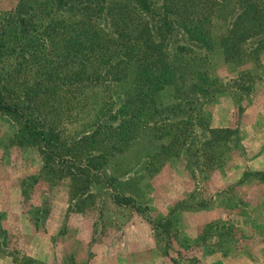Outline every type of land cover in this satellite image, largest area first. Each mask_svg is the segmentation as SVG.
<instances>
[{
	"label": "rangeland",
	"instance_id": "rangeland-1",
	"mask_svg": "<svg viewBox=\"0 0 264 264\" xmlns=\"http://www.w3.org/2000/svg\"><path fill=\"white\" fill-rule=\"evenodd\" d=\"M18 2L0 0V15L15 13ZM29 14L30 33L39 35L45 19ZM213 23L211 49L192 48L184 35L169 49H191L195 57L187 68L206 71L216 83L197 93L185 74V93H160L149 124L112 154L92 195L69 213L76 175L45 166L41 146L20 136L25 117L37 118L33 103L20 117L0 113V264H7L4 256L16 264H231L264 243V48L257 57L225 60L217 45L224 23ZM35 48L49 58L61 53L50 42ZM15 61L21 59L9 60ZM49 107L57 106L42 110L44 123L67 137L68 146L69 136L88 130L84 125L96 112L91 98L58 122ZM207 127L235 128L241 135L221 165L216 159L223 144L206 145ZM162 145L171 156L158 164ZM204 161L211 162L208 168Z\"/></svg>",
	"mask_w": 264,
	"mask_h": 264
},
{
	"label": "trees",
	"instance_id": "trees-1",
	"mask_svg": "<svg viewBox=\"0 0 264 264\" xmlns=\"http://www.w3.org/2000/svg\"><path fill=\"white\" fill-rule=\"evenodd\" d=\"M31 12L45 19L39 35L30 33L31 16H25ZM217 19L224 23L217 45L225 60L243 61L263 50L264 0H19L15 13L0 15V113L20 117L33 103L37 118L25 117L20 136L41 146L45 166L52 163L51 168L76 175L67 213L92 195V185L100 182L98 175L112 154L149 124L161 105L160 93L170 88L185 93V74L197 93L216 83L206 71L191 64L187 68L195 57L188 54L191 49L169 48L184 35L192 48L211 49ZM47 42L58 45V58L35 48ZM13 59L21 61L10 63ZM179 62L185 64L179 68ZM91 98L95 116L84 125L88 130L69 136V146L67 137L62 139L44 123L46 105L57 106L49 111L61 122V116L67 120L78 114ZM205 130L206 145L223 144L216 159L221 165L231 148L239 146L241 135L230 127ZM160 152L158 164H163L171 156L169 146L162 145ZM210 158L206 153V160Z\"/></svg>",
	"mask_w": 264,
	"mask_h": 264
},
{
	"label": "crops",
	"instance_id": "crops-1",
	"mask_svg": "<svg viewBox=\"0 0 264 264\" xmlns=\"http://www.w3.org/2000/svg\"><path fill=\"white\" fill-rule=\"evenodd\" d=\"M4 258H5V261L7 262V264H16L13 262L12 256H9V257L4 256ZM35 258H37V257H35ZM39 258H40V255H39ZM244 258L245 259L232 258V259H230V261L232 262L231 264H264V243L263 244L259 243L257 245H254L251 248V250H249L248 255L244 256ZM237 259L240 260L239 263H236ZM3 264H5V263L3 262Z\"/></svg>",
	"mask_w": 264,
	"mask_h": 264
}]
</instances>
